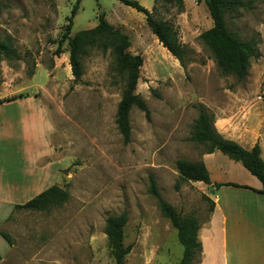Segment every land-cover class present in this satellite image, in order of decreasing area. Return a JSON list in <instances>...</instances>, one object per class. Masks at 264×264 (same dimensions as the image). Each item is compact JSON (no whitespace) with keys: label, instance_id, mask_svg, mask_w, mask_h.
Here are the masks:
<instances>
[{"label":"rangeland","instance_id":"374dc122","mask_svg":"<svg viewBox=\"0 0 264 264\" xmlns=\"http://www.w3.org/2000/svg\"><path fill=\"white\" fill-rule=\"evenodd\" d=\"M137 1L171 26L183 50L181 60L152 34L143 13L119 0H0V38L18 55L0 54V96H34L48 109L54 125V154L47 158L51 185L68 193L63 203L42 211L15 209L0 222V231L11 238L8 245L0 235V264H115L104 226L107 216L122 212L127 214L123 244L130 248L124 264L181 259L176 230L149 193V175L182 215L203 205L175 162L193 161L205 150L189 140L198 105L232 103L244 92L264 98V0H242V8L225 13L228 30L256 44L243 80L223 74L202 43L200 34L212 25L203 1ZM100 14L128 36V51L143 59L135 93L146 102L150 120L131 108L128 143L115 123L124 78L110 49L93 47L81 55L82 76L74 81L63 38L93 28ZM4 161L8 170L18 159Z\"/></svg>","mask_w":264,"mask_h":264},{"label":"crops","instance_id":"0c3cea01","mask_svg":"<svg viewBox=\"0 0 264 264\" xmlns=\"http://www.w3.org/2000/svg\"><path fill=\"white\" fill-rule=\"evenodd\" d=\"M241 94L245 96L232 103L203 104L220 136L248 150L257 144L264 162V98ZM53 132L48 109L34 96L0 103V222L14 212L15 205L51 185L47 158L54 154ZM8 157L18 162L7 170L4 159ZM193 161L202 162L209 175L207 184L186 180L203 202L197 213H191L199 224L196 240L201 251L196 264H264L261 182L219 150H203Z\"/></svg>","mask_w":264,"mask_h":264},{"label":"trees","instance_id":"16d2710c","mask_svg":"<svg viewBox=\"0 0 264 264\" xmlns=\"http://www.w3.org/2000/svg\"><path fill=\"white\" fill-rule=\"evenodd\" d=\"M119 1L137 12L143 13L152 34L173 56L181 60L183 50L169 24L156 20L152 13L140 5L137 0ZM178 1L180 3V0ZM197 1L204 2L212 21L211 27L200 34L202 43L211 50L215 63L223 74H230L238 80H243L247 76L250 59L256 56V44L251 39H242L229 31L226 26L225 13L239 10L244 6V2L242 0ZM77 7L78 1L71 9L67 29L71 26V19ZM63 38L69 45V64L74 81H79L82 76L81 55L93 47L101 50L110 49L114 68L124 78L121 98L116 107L115 123L122 136V141L128 143L131 131L129 120L131 108L137 107L144 113L145 118L150 120V111L146 102L135 93L139 68L143 62L142 57L128 51L130 46L128 36L121 29L110 25L101 14L98 16V23L93 28L81 31L73 37L63 35ZM0 54L8 59L18 57L17 51L12 47L10 41L1 38ZM15 98L0 100V103ZM189 140L202 144L207 152L219 150L230 159L240 162L261 182L262 188L259 192L264 193V162L260 157L258 145L256 144L248 150L234 141L224 139L216 132L212 123V115L201 104L198 105V116L193 123ZM175 168L183 180L209 183L208 171L200 161L179 159L175 162ZM149 193L156 199L162 215L176 230L177 240L183 248L182 257L176 264H192L193 262L196 264L201 251V246L196 240L198 221L192 214L182 215L169 205L162 198L152 175H149ZM67 197L66 190L57 185H51L25 203L15 205L14 209L42 211L52 205L63 203ZM126 222L127 214L125 212L109 215L105 219L104 233L115 264H124L125 256L130 249L129 246L123 244V228ZM0 235L8 245H11L8 233L0 231Z\"/></svg>","mask_w":264,"mask_h":264},{"label":"built area","instance_id":"2783aa9c","mask_svg":"<svg viewBox=\"0 0 264 264\" xmlns=\"http://www.w3.org/2000/svg\"><path fill=\"white\" fill-rule=\"evenodd\" d=\"M259 98V97H258Z\"/></svg>","mask_w":264,"mask_h":264}]
</instances>
